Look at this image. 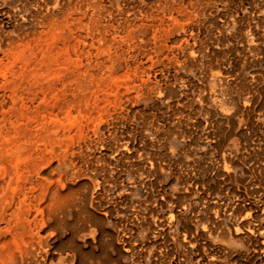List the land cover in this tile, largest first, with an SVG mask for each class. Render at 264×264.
Segmentation results:
<instances>
[{
  "label": "rangeland",
  "instance_id": "374dc122",
  "mask_svg": "<svg viewBox=\"0 0 264 264\" xmlns=\"http://www.w3.org/2000/svg\"><path fill=\"white\" fill-rule=\"evenodd\" d=\"M0 264H264V0H0Z\"/></svg>",
  "mask_w": 264,
  "mask_h": 264
}]
</instances>
